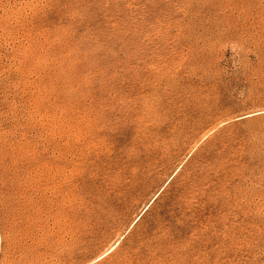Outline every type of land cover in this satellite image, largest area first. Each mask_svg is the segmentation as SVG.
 <instances>
[{
  "label": "rangeland",
  "instance_id": "rangeland-1",
  "mask_svg": "<svg viewBox=\"0 0 264 264\" xmlns=\"http://www.w3.org/2000/svg\"><path fill=\"white\" fill-rule=\"evenodd\" d=\"M0 264H264V0H0Z\"/></svg>",
  "mask_w": 264,
  "mask_h": 264
}]
</instances>
